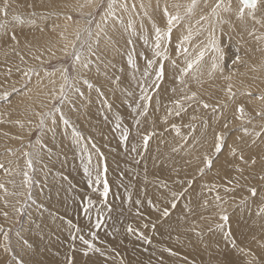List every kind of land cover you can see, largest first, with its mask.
I'll return each instance as SVG.
<instances>
[{
    "label": "rangeland",
    "instance_id": "obj_1",
    "mask_svg": "<svg viewBox=\"0 0 264 264\" xmlns=\"http://www.w3.org/2000/svg\"><path fill=\"white\" fill-rule=\"evenodd\" d=\"M136 1L121 0L128 4L129 9ZM140 1L152 5L149 17L141 13L136 15L137 18L130 19L126 12L118 11L117 15L122 17L124 23L114 25V22H109L107 36L101 39L96 55H89V67L78 68V75L72 70L71 56L64 54L66 41L61 40L59 34L67 26V42L74 41L75 29L88 26L89 13L94 17L92 28L95 30V21L100 16L94 7L88 6L86 0H0V8L5 2L8 4L7 17L0 13V21H8L7 35L0 31V97L6 92L9 94L7 100L0 98V163L5 165L4 169H0V183L5 185L8 193L0 189V228H3V232H0V264H15L14 256L23 264H47L48 260H52V264H68L69 258L72 264H76L74 258L60 259L57 252L49 249L53 243L71 236L74 229L69 228V222L78 226L81 229L78 235H84L86 239H91L89 230L96 232L97 239L93 242L103 255L89 252L85 256L81 251L85 246L77 240L73 248L71 240L70 247L80 254L84 264H97L99 260L98 264H246L250 257L243 255L239 248L250 251L264 264V248L261 247L264 244V218L256 215L259 207L264 206V181L259 178L264 175V136L253 144L254 137L243 135L239 130L240 121L234 119L233 103L215 114L211 108L206 110L193 104L180 117L168 115V111L174 107L173 101L181 95L180 85L174 78L177 70L164 61L165 78L157 90L152 87L155 79L152 81L143 75L147 68L144 59L152 58L155 40L152 22L162 29L166 26L157 4L163 8L165 2L184 4L187 0ZM78 3L84 7H79ZM209 3H214V0H209ZM155 11L159 14H155ZM207 11L201 6L191 18L194 33L199 27L195 23L196 19L201 12ZM33 12L35 16L31 15ZM66 15H71L72 20H66ZM13 16H20L26 22H15ZM257 16H264V11H258ZM125 17L128 19L124 20ZM29 19L34 24L27 23ZM130 20L133 28L125 30ZM186 23L173 30L171 43L167 45L169 56L177 59L180 66H183V57L177 56L175 46L179 38L187 34ZM54 25H59L55 32L51 31ZM255 27L258 34L264 32L259 25ZM223 28L224 34L221 35L218 28L217 35L222 40L225 75L236 71L233 90H251L254 96H258L264 92V71L252 72L245 64L233 65L232 60L239 47V54L247 65L258 67L264 62V51L257 49L264 48V45L249 37L238 23L234 30L229 25ZM13 34L19 41L18 46L11 40ZM206 35L193 36L186 45L190 52ZM144 38L148 39L147 45ZM49 46L52 47L51 52L47 50ZM17 52L24 56V61H21ZM68 52H72L70 46ZM129 54L133 56L135 67L128 63ZM35 56H40V59H35ZM63 68H67L69 76L75 77V80L70 79L66 86L67 97L61 101L59 93L64 81L59 70ZM30 69L36 72H30L29 79L22 73ZM201 70L205 75L199 84L191 79V74L186 78L190 90L197 91L200 99L219 109L216 102L225 99L223 89L228 82L219 73L215 78H208L207 56ZM147 71L154 72L153 69ZM85 81L92 87L89 88ZM73 83L75 87H71ZM145 85L144 91L153 97L146 116L141 115L137 108L138 104L145 103L140 100L141 89ZM173 88L177 89L176 93H173ZM236 103L246 105L251 115H255L253 109L264 106L259 100L246 95H238ZM54 108L61 110L55 113L56 123L52 124L51 118H46L41 128L39 117L34 113L50 112ZM61 112L70 122L69 126L60 120ZM193 115L197 117L196 120H192ZM137 120L140 121L139 125ZM17 121L24 127L21 128ZM202 121L208 122L207 129ZM225 121L229 122V129L225 131L226 146L221 153L213 155L212 167L206 168L201 175L199 169L203 167V155L211 150L214 133L222 128ZM190 123L195 126V131L187 127ZM172 124L179 126L180 136ZM254 124L259 130V121ZM247 126L250 130L253 128V125ZM123 129L128 130L126 142L121 139ZM150 132L155 134L145 150L142 137ZM182 136L186 137V142L181 139ZM133 146L136 151H132ZM174 147L180 150L174 152ZM233 147L237 149L236 158L230 154ZM25 152L33 154L32 169L27 168ZM89 154L93 162V166L91 164L89 167L91 172L95 170L91 177L85 175L84 171L82 177L69 176L68 171L80 175L76 167L82 160L85 166ZM240 154L245 160L255 158L256 164L251 167L245 165L238 159ZM105 164L110 187L107 207L101 203L103 198L99 195L102 183L95 185V167L99 165L103 169ZM234 165L244 168L243 176L247 179H241L234 191L225 192V188L234 187L228 185L226 180L240 175L234 170ZM25 171L32 181L28 186L23 184ZM90 179L93 187H98L99 191L89 187ZM188 181L192 182L190 187ZM212 186L215 189L209 191ZM249 187L257 188L256 197L250 195L247 190ZM173 192L184 193L176 197L174 209L171 208ZM217 194L228 201L225 207L229 215L228 226L237 244L235 249L229 240L223 238L222 233L208 231L210 226L214 228L218 222L215 215L218 210L214 207L205 209L201 205L204 200L211 204ZM88 198H91L93 205L87 204ZM245 198L246 203L242 204ZM137 200L141 201L139 205L135 203ZM149 200L161 210L168 208L170 215L163 217L160 211L148 204ZM188 205L194 209V214H188ZM85 207L89 209L87 214ZM109 207L110 212L107 211ZM137 212L141 215L138 216ZM4 213H7V217ZM98 220L101 226L96 229L93 226ZM130 224L151 243L148 245L135 234H129L126 229ZM144 224L149 227L144 228ZM153 224L156 226L154 230ZM193 227L202 232L201 237L195 235L191 230ZM4 233L8 235L7 241ZM47 239L53 243L48 244ZM5 243L10 248L9 252L4 251ZM165 249L174 250L176 255H171Z\"/></svg>",
    "mask_w": 264,
    "mask_h": 264
},
{
    "label": "snow or ice",
    "instance_id": "obj_2",
    "mask_svg": "<svg viewBox=\"0 0 264 264\" xmlns=\"http://www.w3.org/2000/svg\"><path fill=\"white\" fill-rule=\"evenodd\" d=\"M86 4L90 7H94L95 11L99 13L100 19L98 21H95V30L92 28V24L94 22V17H92V13H89V19L86 22L87 27L79 28L77 27L75 29V39L74 41L67 42V37L65 36V33L68 31V27L65 26L64 30L60 32V39L63 41H66L63 47L64 54L66 56H71V59L73 61L72 63V70L74 72L78 73L79 69H87L89 67L90 61H89V55H96V49L100 47L101 39L105 36H107V27L109 25V22H114V25L116 23L123 24L124 21L121 16L117 15V12H128L129 6L126 2H121V0H107V3H104V0H86ZM79 7H84V5H81L78 3ZM201 6L204 9H207V12H201L198 19H196V25H199V27L196 29L195 33L193 32V27L190 24L191 18L196 15L197 10L201 8ZM141 8H144V5H140ZM7 8L8 4L5 2L4 6L0 8V13H3L5 17H7ZM135 4L132 5V11H135ZM157 8L160 9L162 12V16L166 21L165 28H160L157 26L155 22H152V29L154 32L155 40H154V47L152 49V58L147 59V68L145 72L143 73L144 76H147L149 73L147 69H153L155 80L152 82V87L159 90L161 87L160 82L164 80L165 78V67H164V61H168L171 66L177 70V74L175 75V80L179 83L180 88L179 92L181 95L179 98L175 99L173 101L174 107L168 111V115H175L177 117H180L182 113L187 112L188 107H192L193 104H198L203 109H209L211 108V111L213 114L217 113L218 110L226 109L229 106V103L235 104L234 108V119L240 121L239 130L243 132L244 136L248 137H254L252 140V143L255 144L257 139H260L262 136H264V106L253 109L255 115H251L246 110V105L244 104H237L236 98L238 95H246L252 99L259 100L262 105H264V92L259 94L258 96H254L253 92L251 90H246L244 92H241L239 89L234 91V83H233V77L237 75L236 71L229 72L227 75H225V65H224V50L222 47V40L221 36L217 35V29L219 28V31L221 35L224 34V25H229L230 27H233V30L235 29V24H239L243 26L244 31L247 32V35L249 37L254 38V40L260 44L264 45V32H261L258 34L256 25H259L260 28L264 29V16H257L258 11H264V0H214V3H209V0H187L186 3L181 4L179 2L174 3H167L165 2L163 8H160V5L157 4ZM170 9H172L170 11ZM32 16H35V13L33 12L31 14ZM145 15L147 13L145 12ZM13 21L18 23H25L26 21L20 17V16H13ZM66 20H72L71 15L65 16ZM186 23V35H182L179 38L178 43L175 46V51L177 56L183 57V66H180V64L177 62V59L172 58L169 56V50L167 45L171 43L172 39V33L175 28L180 26L182 23ZM29 24H34V21L29 19L27 21ZM249 23H251V27H249ZM76 24H79V21H76ZM59 25H54L51 31L55 32L56 28H58ZM133 28V23L130 20L127 25H125V30ZM141 28H143V24H141ZM8 30V21H0V31H3L5 35H7ZM43 31V29H41ZM202 33H207L204 40L200 41L198 44H196L193 48V51L190 52L189 48L186 46L188 45L192 39L193 36H199ZM110 39V37H109ZM243 39V37H241ZM11 40L15 42V44L18 46L19 41L17 40V37L15 34L11 36ZM131 41H129L130 43ZM144 42L147 45L148 39L144 38ZM28 45H26L27 47ZM69 46L72 48V52H68ZM15 50V49H14ZM49 52L52 51V47L49 46L47 49ZM258 51H264V48H258ZM194 53V54H193ZM240 48L237 47L236 49V55L234 56L232 60L233 65H240L245 64L250 68L252 72L256 71H264V62H262L258 67L254 65H247V62L244 60V58L239 54ZM55 55V53H52ZM211 54V55H209ZM17 55H20L19 52H17ZM43 55V53H41ZM208 57V70H207V76L208 78L212 79L215 78L217 73H219L220 77H222L225 81H227L226 87L223 89L225 99L223 100H217L216 104L219 105V109L216 105H211L208 102L202 100L199 98V93L197 91H191L190 85L188 83L187 77L191 74V79L195 80L198 84L201 82V77L205 75V73L201 70V66L203 63H205V58ZM21 61H24V56L20 55ZM35 59H40V56H35ZM128 63L131 67H135V62L133 60V56L129 54L128 56ZM193 69H195V72H193ZM61 73V77L64 81V84L61 85L59 98L61 101L66 99L67 92H66V86L69 85V81L75 80V77L69 76V71L67 68H63L59 70ZM30 72H36L35 69H30L28 71H23L22 75L24 77H27L30 79ZM39 75V73H36ZM46 75H49V73H45ZM54 74V73H51ZM86 84H88V87L91 88L92 85L85 81ZM142 87V95L140 97V100L145 101L143 105L138 104L137 108L140 109V114L146 116L148 114V108L151 106V101L153 99L152 96L148 95L144 91V87ZM71 87H75V84L73 83ZM173 93L177 92L176 88L172 89ZM8 93L6 92L3 97H0L2 99L7 100L8 99ZM55 99V97H53ZM159 104V101H157V105ZM187 104V107L185 106ZM61 110L59 108H54L50 112H35L34 115L39 117V126L42 128L45 125L46 118H51L52 124L56 123L55 113L60 112ZM60 120L64 123V125L69 126L70 122L68 119H66L61 112ZM197 117L195 115L192 116V120H196ZM259 121V130H256V125L254 124L255 121ZM2 122V121H0ZM17 123L20 124V127L23 128L24 125L17 121ZM136 123L139 125L140 121L137 120ZM165 123H167V119L165 118ZM205 129L208 127L207 121H202ZM247 125H253V128L250 130ZM117 127H119V124H117ZM187 127H189L192 131H195V126L193 124H188ZM172 128L176 131V134L180 136V128L176 124H172ZM229 129V122L225 121L222 125V128L219 131H216L213 136L212 146L211 150L206 152L203 155L202 158V164L203 167L199 169V172L201 175L204 174L205 169H210L213 165V155L219 154L222 152L223 148L226 146V137H225V131ZM75 135V132L73 133ZM154 132H150L148 134H145L142 137V144L143 148L146 150L149 140L151 139L152 135H154ZM122 142H126L128 139V130L123 129L122 130ZM182 140L186 142V137H181ZM94 147V145H93ZM180 149L177 147L173 148V151H179ZM132 151H136L135 146H133ZM231 156L234 158L237 157V149L235 147L231 148L230 150ZM24 156L27 157L26 165L28 169H32L33 167V154L29 152H25ZM101 159H103V156L101 154ZM238 159L243 162L245 165H248L251 167L252 165L256 164V159L252 158L250 161L245 160L243 154H240ZM92 164V157L89 154L87 157V164L84 166V173L85 175L91 177L92 172L90 169V165ZM5 165L3 163H0V169H4ZM234 170L237 173H240V175L229 178L226 180V183L228 185H234L233 188H225V192L234 191L235 187H239V181L241 179H247V177L243 176L244 168L234 165ZM107 174V165L105 164L103 169L100 168L99 165L96 167V179H95V185L99 186L103 185L102 191H99L98 187H93V182L90 179L89 181V187L93 188V191H99V195L103 198L101 200V203L107 207V197L110 192V187L106 178ZM24 180L23 184L25 186H28L32 183L31 178L27 171L23 173ZM260 180L264 181V175H261ZM191 181H188V186H191ZM163 187L167 188L166 184L162 185ZM207 187V185L205 186ZM0 189H3L5 191V194L7 193V189L5 188V185L3 183H0ZM215 189V186H212L209 188V191H212ZM248 192L252 197H256L258 195V190L256 187H249ZM183 192H173L172 193V201H171V208L176 207L175 199L177 196H183ZM12 195H17V193H12ZM19 195H24V193H19ZM28 198L30 199V193L28 194ZM129 201H131V197L129 196ZM137 205L141 203V201L137 200L135 202ZM228 203L227 200H225L221 195L217 194L215 197H213L212 203L210 204L208 200H204L201 207L207 209L209 207H214L218 211L215 213V215L218 217V222L215 224L214 228L209 227L208 231H217L222 233L223 238L225 240H229L232 247L235 249L237 248L236 240L232 238V232L229 225V215H228V209L225 207V205ZM246 203L245 200H242V204ZM87 204L89 206L93 205V201L91 198L87 199ZM148 204L152 206L156 211H160L161 215L165 218H167L170 213L168 208H164L163 210L157 208L151 200L148 201ZM188 209V214L192 215L194 214V209L188 205L186 206ZM19 212L20 209H17ZM85 214L88 213L89 209L88 207L84 208ZM108 211H111V208H108ZM5 217H7V213H4ZM137 215H141L140 212H137ZM257 216L264 218V206H260L259 210L256 213ZM201 219H207L205 217H201ZM101 226L100 220L97 221V223L93 226L96 229H99ZM144 228H148V224L143 225ZM155 224L152 225L153 230L155 229ZM69 228L74 229V231L71 234V240L73 241V248L75 247V242L79 240V242L84 245L85 247L81 249L83 254L87 256L89 252L93 253H100L101 249L96 247L93 243L97 239L96 232L89 230L88 235L91 237V239H86L84 235H78L81 232V229L78 226L72 225L71 222H69ZM195 232V235L197 237L202 236L201 231H196V228L193 227L191 229ZM126 231L129 234H135L138 239L144 240L145 243H151V241L144 236L142 232H136V230L129 225L126 229ZM0 232H3V228H0ZM5 241L8 240L7 233H4ZM261 247L264 248V244H261ZM243 255L249 256L250 259L246 261V264H262L261 261L257 259L256 256L252 255L250 251L246 252L243 248L238 249ZM4 251L9 252L10 248L7 243L4 245ZM165 251H168L171 255H176L175 252H173L171 249H165ZM15 260V264H23V261L17 260L15 256L13 257ZM68 264H72L71 258L68 260ZM123 264V262H121Z\"/></svg>",
    "mask_w": 264,
    "mask_h": 264
},
{
    "label": "bare ground",
    "instance_id": "obj_3",
    "mask_svg": "<svg viewBox=\"0 0 264 264\" xmlns=\"http://www.w3.org/2000/svg\"><path fill=\"white\" fill-rule=\"evenodd\" d=\"M141 4H143L144 5V8H141L140 7V5ZM135 5H136V8H135V11H132V7L129 9V11L128 12H126V14L127 15H129V17H130V19H135V18H137V16L136 15H138V14H145V12L147 13V15H146V17H149V15L151 14V12H152V7H150V6H152V5H150L149 6V4L148 3H143L142 1H140V0H137L136 2H135ZM154 6V5H153ZM137 8H138V10H137ZM155 14H159V12L158 11H155L154 12ZM123 16V15H122ZM127 17V16H126ZM125 17V18H126ZM128 18H126V19H124V20H127ZM134 21V20H133ZM139 21V20H138ZM128 22V21H127ZM126 22V23H127ZM143 22V21H142ZM145 22H147V23H149V21L148 20H145ZM135 23H136V21H135ZM144 23V22H143ZM136 24H138V23H136ZM136 24H134V26L136 25ZM44 26V25H43ZM145 27V26H144ZM58 34V33H57ZM133 34V33H132ZM136 35V34H135ZM134 35V36H135ZM147 35V34H146ZM55 36H56V34H55ZM58 36V35H57ZM148 36V35H147ZM115 39H117V38H115ZM116 44H117V42L115 43V46H116ZM119 44V43H118ZM117 47V46H116ZM122 47V46H121ZM120 48V47H119ZM106 53V52H105ZM150 53V52H149ZM147 57V56H146ZM147 59H151V58H145L144 59V61H147ZM105 62V61H104ZM141 65V64H140ZM137 66V65H136ZM107 67V66H106ZM141 67V66H140ZM131 73V72H130ZM132 73H133V71H132ZM148 76V78L150 79V80H152L153 81V79H155V75H154V72H152V71H150L149 72V74L147 75ZM91 79V78H90ZM78 83V82H77ZM90 102V101H89ZM73 128V127H72ZM49 130V129H48ZM114 135V134H113ZM101 137V136H100ZM116 137V136H115ZM119 137V136H118ZM162 137V136H161ZM116 139V138H115ZM159 139H161V138H159ZM77 140V139H76ZM58 143V142H57ZM112 145V144H111ZM131 146V145H130ZM115 148V147H114ZM125 149V148H124ZM77 151V150H76ZM81 152H84V151H81ZM74 153V152H73ZM85 153V152H84ZM92 154V153H91ZM127 154V153H126ZM114 155V154H113ZM112 155V156H113ZM115 156V155H114ZM93 163V162H92ZM96 165V164H95ZM92 166H93V164H92ZM95 167V166H94ZM96 168V167H95ZM76 169L79 171V173H80V175L78 174V173H76V172H71V171H68L67 172V174L69 175V176H71V175H73V177H82L84 174H83V171H84V161L82 160V161H80V163L77 165V167H76ZM93 171V170H92ZM95 171V170H94ZM93 171V172H94ZM93 172H92V174H93ZM82 179V178H81ZM114 196V195H113ZM115 197V196H114ZM56 203V202H55ZM133 203V202H132ZM135 204V203H134ZM112 205V204H111ZM127 205V204H126ZM130 206H132V205H130ZM79 207H82V206H79ZM117 207V206H116ZM134 209V208H133ZM133 209H131V210H133ZM81 210V209H80ZM91 210V209H90ZM94 210H96V209H94ZM108 211V210H107ZM114 211V210H113ZM95 212V211H94ZM134 212V211H133ZM135 214V213H134ZM92 215V214H91ZM80 216V215H79ZM53 217V216H52ZM121 218V217H120ZM124 219V218H123ZM120 220V219H119ZM131 222V221H130ZM72 223H74V222H72ZM133 224V223H132ZM131 225V224H130ZM61 226V225H60ZM126 226V225H125ZM63 227V229H64V226H62ZM108 227V226H107ZM112 228V227H111ZM109 229H110V227H109ZM72 231V230H71ZM112 231V230H111ZM114 233V232H113ZM112 233V234H113ZM148 235V234H147ZM67 236V235H66ZM65 236V237H66ZM58 237V236H57ZM128 237H129V235H128ZM55 238V237H54ZM157 238V237H156ZM53 239V238H52ZM56 239V238H55ZM106 239V238H105ZM4 240V239H3ZM48 240V244H52L53 243V241L51 240V239H47ZM106 241V240H105ZM68 242V243H67ZM94 243V242H93ZM104 243V242H103ZM108 243H110V242H108ZM111 244V243H110ZM132 244V243H131ZM148 244V243H147ZM70 245H71V236H68V237H66V238H64V239H62V240H59V243H53L52 245H50L49 246V249L51 250V251H55V252H57L58 254H59V256H60V259H63V258H67V257H72V258H74L75 259V262H76V264H84V262H82V260H81V258H80V254L78 253V252H76L75 251V249H73V248H71L70 247ZM94 245L96 246V244L94 243ZM103 245V244H102ZM134 245V244H133ZM138 245V244H137ZM149 245V244H148ZM153 245V244H152ZM145 246V245H144ZM160 246V245H159ZM47 248H48V246H46ZM46 247H44V248H46ZM100 247V246H99ZM103 247H104V245H103ZM129 247V246H128ZM142 247H143V245H142ZM159 248V247H158ZM152 249V248H151ZM62 250H63V253L62 254H60L61 252H62ZM159 250V249H158ZM104 251H106V250H104ZM160 251V250H159ZM47 252V251H46ZM144 252H146V251H144ZM151 252V251H150ZM153 252V251H152ZM173 252H174V250H173ZM92 253V252H91ZM169 253V252H168ZM46 254V253H45ZM96 254V253H95ZM127 254V253H126ZM154 254V253H153ZM44 255V254H43ZM47 255V254H46ZM45 255V256H46ZM155 255V254H154ZM168 255V254H167ZM40 256H42V255H40ZM44 256V257H45ZM163 256V255H162ZM89 257V256H88ZM99 257V256H98ZM40 258V257H39ZM43 259V258H42ZM59 259V260H60ZM93 259H94V257H93ZM109 259V258H108ZM41 260V259H40ZM44 261H45V259H44ZM100 261V260H99ZM98 261V262H99ZM108 261V260H107ZM153 261V260H152ZM98 262H97V264H98ZM41 263V262H40ZM39 263V264H40ZM44 263V262H43ZM52 263H54L52 260H48L47 261V264H52ZM57 263V262H56ZM37 264V263H36ZM91 264V263H90Z\"/></svg>",
    "mask_w": 264,
    "mask_h": 264
}]
</instances>
